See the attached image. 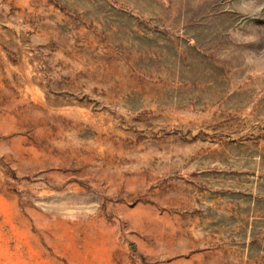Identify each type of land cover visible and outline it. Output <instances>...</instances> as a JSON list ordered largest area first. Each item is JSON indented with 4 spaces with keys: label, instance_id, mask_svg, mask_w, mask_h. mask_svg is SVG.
Returning <instances> with one entry per match:
<instances>
[{
    "label": "rangeland",
    "instance_id": "1",
    "mask_svg": "<svg viewBox=\"0 0 264 264\" xmlns=\"http://www.w3.org/2000/svg\"><path fill=\"white\" fill-rule=\"evenodd\" d=\"M0 264H264V0H0Z\"/></svg>",
    "mask_w": 264,
    "mask_h": 264
}]
</instances>
